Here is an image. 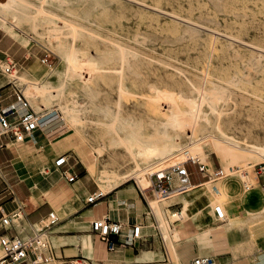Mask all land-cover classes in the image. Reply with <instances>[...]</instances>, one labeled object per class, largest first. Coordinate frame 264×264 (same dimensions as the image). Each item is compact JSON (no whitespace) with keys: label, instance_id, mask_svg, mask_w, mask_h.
I'll list each match as a JSON object with an SVG mask.
<instances>
[{"label":"rangeland","instance_id":"1","mask_svg":"<svg viewBox=\"0 0 264 264\" xmlns=\"http://www.w3.org/2000/svg\"><path fill=\"white\" fill-rule=\"evenodd\" d=\"M35 2L40 5L20 0L2 13L9 19L18 12L16 29L6 32L21 43L10 35L17 41L11 45L9 34L0 29V60L6 63L10 58L16 63L17 71L9 79L17 81V87L23 89L37 112L46 116H56L57 112L58 116L50 128L53 130L45 135L48 140L40 130V141H30L37 142L36 149L28 152L23 142L11 145V151L12 146H19L25 152L18 150V158L9 149L0 150V180L36 178L34 185L40 193L46 177L54 173L59 190L71 192L75 187L54 166L55 158L64 154L87 184L99 186L105 193L127 187L130 192L124 199L132 198L136 195L134 187L144 188V182L140 186L136 180L137 171L152 161L147 163L139 157L134 161L123 142L118 141L117 133H123L124 122H136L145 138L155 131L159 145L165 141L163 134L169 139L180 137L176 158L199 147L203 162L220 166L223 174L228 166L229 176L252 184V195L261 191L255 170L264 167V0ZM39 7L82 26L75 43V61L70 66L66 57L71 39L63 35V23L38 12ZM24 13L30 16L27 18ZM5 74L0 71V78ZM47 78L55 87L52 91L58 93L55 97L34 93L35 83ZM4 89L12 93L13 84L0 87V92ZM72 102L80 108L78 123H71L69 114L57 107L58 104L62 109ZM192 108L198 110L197 125L178 130L167 124L171 114L189 113ZM176 133L178 137H174ZM81 159L89 163V172ZM185 169L192 183L202 180L194 164H186ZM212 185L216 184L209 183L188 193L199 194L195 204H202L194 208L187 204L188 194L162 203L149 198L174 264H188L195 256L211 257L216 264H264V205L255 207L262 211L258 215L255 208L245 203V192L241 197L245 208L240 211L237 200L223 188L213 193ZM14 190L18 197L25 196L22 185H16ZM73 199L75 195L70 203ZM178 200L183 203V219L168 227L162 211ZM218 203L229 205L231 220L235 222L224 230L221 228L226 221L218 223L212 212ZM46 205L51 206L47 201ZM4 206L12 207L9 203ZM197 208L207 218L192 223L190 216ZM138 209L145 210L140 201ZM225 209L227 212L226 206ZM165 212L170 215V211ZM55 213L62 217L63 212ZM34 218L35 215L31 217ZM60 221H67V217ZM208 230H212L211 236L205 235ZM80 233L78 228L70 227L60 234ZM194 233L198 234L192 236ZM54 235L51 234V242L56 258L46 263L70 264L82 259L68 257L66 248L71 243L63 242L57 247ZM153 249L159 252L157 245Z\"/></svg>","mask_w":264,"mask_h":264},{"label":"crops","instance_id":"2","mask_svg":"<svg viewBox=\"0 0 264 264\" xmlns=\"http://www.w3.org/2000/svg\"><path fill=\"white\" fill-rule=\"evenodd\" d=\"M1 30L4 31L3 29ZM5 32L6 31H4V33ZM7 33L8 32H6L5 34L6 35L9 34L8 37L11 39V45L19 41L18 39L13 37L10 33L8 34ZM10 35L17 41H15ZM2 39L3 37H0V41H2ZM0 63H3V61L0 60ZM10 82L11 80L9 79V76L4 75L2 78H0V87H3ZM1 93L5 96V103L12 100V93L11 91H9V89H4L1 91ZM41 132H42V127H41ZM43 135L45 136V134ZM30 141L34 143V141H37V140L36 138H31V139H27L26 142H23L24 143L23 145L29 148L27 149L28 152L37 148L36 144L38 141H40V139L38 138V141L35 144H32ZM2 150H5V149H2ZM18 150L22 151L25 154V152L22 150L21 147L12 146V151L10 150V152H13L14 158L15 157L18 158L19 156ZM72 167H73V170L77 172L74 166ZM16 168L19 171V166L16 165ZM57 170L58 169L56 168V171ZM62 170H63L62 168L59 169L60 173ZM53 174L54 173H51L49 174L48 177H46L44 189L40 188L39 189L40 193L37 192L36 190L37 187H35L34 185V181L36 180V178L31 177L33 179L32 180L31 178L26 177L25 178L26 181H23L20 179V180L13 181V182L8 179L4 181V178L3 180H0V194L5 193L6 185L11 187L13 191V196L7 195L6 197H3L1 199L4 212L9 213L13 209H15L17 206L21 207L20 218L14 219L12 226L7 231H5L8 235L10 236L18 235L21 237H26L30 235L32 233L34 224L44 222V220L46 219L47 213L54 208L53 210H55L56 212L60 214L62 212L63 213H62V217H59L58 215L59 221L57 224L52 226V228L50 229V233L51 234L55 233L53 238H54V241L57 247H60L63 242L71 243L70 246H67L66 248V255L68 257L81 256L85 260V264H145L147 262L158 261L157 257L159 258V260L162 259L161 240H160L159 233L156 229V227H158V229H160L163 235V232L161 230V226L159 223V218L155 210L152 207H151L153 211L152 215L148 213L149 198H154L152 188L144 189L136 185L139 192L137 191L136 187L134 188H135V192H136L138 199L135 197L136 195H133L132 193L131 194L134 197L132 198L127 197L126 199H124V196L129 194L130 191H128L127 187L121 188L115 193L108 192L102 198L96 201L94 204H89L86 202V198L91 193H93L97 188H99V186L94 188L93 186L87 184L86 181L81 180L79 177V180L76 183H73V184L68 183L70 185H73L75 189L74 188L71 189V192H66V191L63 192L59 190V184H57V176H55L54 174V178L52 179L50 178L52 177ZM257 178H258L257 179L258 183L261 187V191L254 195H252V193H254L252 192L253 188L249 191H244L242 187V183L233 177L222 178L220 179V181L212 182L213 184H216L215 186L212 185V191L213 193H218L219 190L223 188L226 194L230 198H233L234 201L237 200L236 205L240 211H242V209L244 210L245 208L243 204V200L241 198L243 195H246L245 192H248V195H246L247 197H245V200H244L245 203H247L248 205H251L253 208H255L258 205L263 206L264 205V175L259 176ZM2 181H4L3 185H1ZM54 184H55V188L58 190L57 193L55 192V188H53ZM192 184L194 187L191 190L183 194L174 195L163 201H159L158 203L168 201L169 199L173 197H180V196L186 195L193 189H196L203 185H207L209 184V182H205V178L202 177V180L196 183H192ZM16 185L23 186L25 190V196L23 198H20L17 196L14 190V187ZM74 195H75V199H73L72 203H70L71 198ZM198 195H199L198 193L188 194L190 202H187V204L189 207L194 208L195 205L202 204V203L195 204V201L199 199ZM46 201L52 207L51 206L49 207V205H46ZM138 201H140V205H142L145 209L143 212L140 211L139 209L137 210ZM7 203L11 204L12 207H10L9 209H6L4 204H7ZM225 206L227 208V214L225 216L226 224L222 226L221 228L222 230L235 224V222L231 220L232 216L230 213L229 205H225ZM165 208H167L165 210L170 211V212L179 210V208H181L183 211V203L178 200L173 203L167 204ZM255 209L257 210L258 215L262 212L261 210H259L260 208H255ZM165 210H163L162 213L167 221L168 227H173V226L178 225V223L173 224V222L169 220V214L166 213ZM186 210L189 212V209H186ZM34 215H35V218L31 219V217ZM66 217H67V221H63V222L60 221L61 219H64ZM101 217H108L112 221L122 223L123 225H125V227H129L131 224L141 225V235H142L141 242L136 243L134 247L118 246L113 251H107L105 244L101 242L100 240H98L97 235L91 230V221H93L94 219L101 218ZM205 218H207V214H205L198 208H197V211L196 212L193 211L192 215L190 216L192 223L199 221L200 219L204 220ZM214 219H215V215H214ZM70 227L78 228L79 232L81 233L80 234H60L62 233L64 229H67V228L70 229ZM1 232L3 231L0 230V233ZM217 233H220V232H217ZM174 234L175 233H171V236H173ZM197 234L198 233H194L192 234V236L194 235L196 236ZM212 234L208 235L207 231L205 233V235L207 236H211ZM57 240L59 243L57 242ZM155 245L158 246L160 253L156 251L155 249H153ZM135 249L137 253L134 252ZM173 254H176L178 258V254L175 250H173ZM170 255H171V252H170ZM195 257H199V256H195ZM43 264H49V263H43Z\"/></svg>","mask_w":264,"mask_h":264},{"label":"built area","instance_id":"3","mask_svg":"<svg viewBox=\"0 0 264 264\" xmlns=\"http://www.w3.org/2000/svg\"><path fill=\"white\" fill-rule=\"evenodd\" d=\"M15 67L16 63L8 58V60L6 59L4 72L6 74L11 73L16 70ZM11 84H13L11 101L5 103V96L0 92V150L9 149L11 145L22 143L31 138H36L38 141V134L41 130V116L31 106L22 89L14 83ZM188 163L196 166L201 177L205 178V182L212 183L222 178L231 177L224 175L220 166H210L198 158L189 159L180 165L165 169L162 173L150 175L153 196L157 202L174 195L183 194L194 187L190 181L189 173L185 169V165ZM54 166L63 169L61 174L67 183L73 184L79 180V175L69 164L68 155H59L54 160ZM255 174L257 177L263 176L264 167L258 166ZM241 183L244 191L253 188L249 181L241 180ZM7 195L13 196V191L11 187L6 185L5 193L0 194V230L3 231L0 233V249L3 253L0 255V264H38L55 260V249L51 242L50 233L52 226L59 221L55 211L53 209L49 211L44 222L34 224L30 235L26 237L10 236L5 231L12 226L14 218L17 217V212H21V207L17 206L9 213L4 212L1 199ZM104 195L105 193L97 188L86 198V202L94 204ZM152 212V208L148 203V213L152 215ZM176 212L180 213L181 208ZM214 215L217 221L225 219V214L220 206L214 207ZM156 229L161 240L162 259L145 264H174L165 238L160 229L158 227ZM91 230L97 235L98 240L105 244L107 251H113L118 246L134 247L136 243L142 240L141 225L131 224L129 227H125L122 223L112 221L108 217L91 221ZM59 264L64 263L60 262ZM70 264L80 263L71 262ZM191 264H211V261L208 258L199 256L195 257Z\"/></svg>","mask_w":264,"mask_h":264},{"label":"bare ground","instance_id":"4","mask_svg":"<svg viewBox=\"0 0 264 264\" xmlns=\"http://www.w3.org/2000/svg\"><path fill=\"white\" fill-rule=\"evenodd\" d=\"M19 1L20 0H7L5 3L0 2V28L1 29L5 30V31H9V29H16L17 24L20 20V16H19L18 12L15 11L14 13H12L11 17L9 19L5 18L2 15V13L5 12V9H9L10 7H12L14 2H19ZM21 1H24L27 4L35 5L36 7H38V5H40V4L36 3L35 1H37V2L39 1L40 3L44 2V0H34V1L33 0H21ZM39 8L40 9L38 10V12L44 13L46 16H48L49 19H51V20L56 19V20H59L63 23V26H62L63 31H66L65 33H63V35H67L71 39V43H70L69 49L67 51V57H66L67 65L70 66L75 61V53H76V49H77L75 43L81 34L82 26L77 24L76 22L66 18V17L52 13V12H50L44 8H41V7H39ZM24 15H26V17L30 16L27 13H24ZM31 18L33 20L35 19L34 16H31ZM4 68H5V63L4 62L0 63V71L4 70ZM14 71H17V70H14ZM14 71H12L11 73L5 74V75L12 77ZM10 83H14L15 85H18L17 81H15V79H12ZM33 87H35V90H34L35 94H39V95L44 96V97H50V96L55 97L56 94H58L57 92L55 94V92L52 91V89L55 87H53L51 85V82L49 81L48 78L43 80L40 83H35V86H33ZM31 90L33 91V89H31ZM22 91H23V89H22ZM29 91L30 90H28V93H29ZM34 93H32V94H34ZM60 94H61V92H60ZM215 97H217V96L215 95ZM57 107L60 111L64 110L69 114V119H70L71 123H78L80 121L79 116H78V112L80 111V108L78 105H76V103L72 102L71 104L65 105L64 107H62V109L59 108L58 104H57ZM37 113H39V115L41 116V119H42V124L40 125V127H42V133L46 135L48 132H51V130H53L50 128L52 125L55 124V119L57 118L58 113L56 112V114H55L56 116H54V115L53 116H46V115L41 114L40 112H37ZM198 115H199L198 110H196L194 108H192L189 111V113L177 111L176 113L171 114L168 117L167 124L171 125L174 128L176 127L178 130H183L188 126L197 125ZM61 124H62V122H61ZM113 125H114V123H113ZM133 126H134V128H132L130 131H126L127 128H131ZM122 129H123V133H121V134L117 133L118 134L117 138H118L119 142H123V144L125 145L124 149L127 152V154L134 161H136L138 157L147 163L149 161H152L151 164H148L146 167L139 169L137 171V174H136V180L139 183H141L140 186L143 185L142 182H144V185H143L144 188H150L151 187L150 175L153 173H162L165 169H168L172 166L180 165L181 163H183L189 159L198 158L201 161H203V157H204L202 155L203 151L199 147H197L191 151L186 152L180 158H176L174 156L175 153H177L176 150L178 149V146H179V144H177V140L180 137L179 138L170 137L171 139H169L168 135L163 134L162 139H164L165 141L161 145H159L157 143L155 131L153 132L152 136L145 138L142 135V133L138 130L136 122H133L132 124L131 123L126 124L124 122ZM175 136L178 137V133L174 134V137ZM81 162L83 163L84 167L89 172L90 171L89 163L87 161H85V159H81ZM163 162H164V166H161V163H163ZM225 170L227 171V173H225L224 175L230 174V170H229L228 166L225 167ZM44 172H46V171H44ZM144 176L146 177V179L144 178ZM113 188L114 187H112L110 189H113ZM100 191L102 193H105L101 189H100ZM215 206H220L221 210L223 211V213L226 216L227 212H226L224 205H221L220 203H218ZM214 207L212 208L213 212H214ZM18 218H20V212H17V217H15L14 219H18ZM175 219H177V220H175ZM181 219H183L182 209H181L180 213H177L176 211L170 212L169 220L171 222H173V224L178 223ZM224 221H225V219L223 221H218V222L222 223ZM211 232H212V230H208L207 234L210 235V234H212ZM81 258L82 259H77L75 261V263L85 264V260L83 259V257H81ZM176 258H177V256H176ZM205 258H208L211 261V264H215L213 258H211V257H205ZM176 260L179 262L178 258ZM192 261H193V259L188 264H191ZM43 263H45V262H43Z\"/></svg>","mask_w":264,"mask_h":264}]
</instances>
